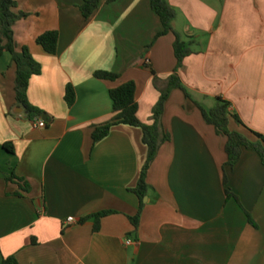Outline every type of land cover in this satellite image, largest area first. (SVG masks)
<instances>
[{
  "label": "crops",
  "instance_id": "1",
  "mask_svg": "<svg viewBox=\"0 0 264 264\" xmlns=\"http://www.w3.org/2000/svg\"><path fill=\"white\" fill-rule=\"evenodd\" d=\"M167 1L177 11L175 30L195 41L179 70L193 99L174 89L166 103L170 140L149 170L136 229L134 189L148 156L143 130L116 125L96 143L92 134L114 115L111 89L129 81L140 120L153 122L155 75L166 80L177 66L175 34L155 39L163 26L151 0H103L88 19L84 0H17L16 10L29 14L14 25L17 49L27 46L42 65L28 100L47 125L37 127L20 109L12 55H0V264L10 256L18 264H264V164L244 149L229 166L227 137L195 103L210 109L224 98L245 124L232 119V130L251 140L250 129L264 135V0ZM49 30L60 33L56 54L37 42ZM98 70L119 78H97ZM69 84L73 106L65 100ZM104 210L112 213L99 230L94 219L82 222Z\"/></svg>",
  "mask_w": 264,
  "mask_h": 264
},
{
  "label": "trees",
  "instance_id": "2",
  "mask_svg": "<svg viewBox=\"0 0 264 264\" xmlns=\"http://www.w3.org/2000/svg\"><path fill=\"white\" fill-rule=\"evenodd\" d=\"M109 1L112 2L115 0ZM102 2L103 0H84L80 8L85 18H90L100 8ZM151 6L155 13L160 17L163 26L155 39L169 33H174L176 36L174 50L177 58L176 69L168 79L162 80L155 75L154 81L160 91V98L153 108V122L151 124H146L140 120L138 116L139 104L136 100L137 85L134 81H129L111 89L110 95L113 100L114 115L108 122L95 126L92 134L93 140L96 143L107 137L111 129L116 125L127 124L140 127L143 130V140L148 147V156L142 169L137 187L134 189L140 199L139 211L136 216L131 217V221L136 229L139 228L142 212L146 205L145 199L152 187L148 182L149 170L157 158L161 146L166 141L170 140V135L163 124L166 103L174 89H181L188 98L193 99L188 87L184 84L179 74V70L183 67L185 58L195 52V41L193 39H184L175 30L174 22L177 17V11L167 0H151ZM16 8L17 0H0V55H3L7 51L11 53L12 61L15 64L17 71L15 86L17 102L19 105H23L31 119L37 121L43 112L39 108L30 104L28 100V88L31 78L34 75L41 74L42 65L33 57L27 46H24L20 51L17 49L14 25L19 20L27 18L29 14L24 11H17ZM59 38L60 33L58 30H49L41 34L37 38V42L48 53L56 54L58 52ZM95 76L107 80H116L119 78V74L106 70L96 71ZM65 100L69 106H73L77 100V93L72 84H69L66 88ZM195 103L201 109L203 117L207 123L213 125L218 134L227 137L225 150L228 155L227 164L229 166H235L240 161L244 149L257 152L264 164V135L250 129L256 137V140H251L245 134L232 130L230 128L232 119L238 124H245L240 116L231 110L230 101L218 97L215 106L210 109H206L199 102L195 101ZM5 148L14 152V147L10 143L5 144ZM10 179L16 180L19 183L21 190L25 192L30 191V184L23 178L13 175ZM224 183L226 185L225 191L227 198L235 196L231 191V188L228 187V176L226 173L224 176ZM17 194L20 195L21 193L17 192ZM110 213H112L110 210L100 211L86 216L82 219V222L94 219L95 230H99L101 220ZM247 214L249 220H252L251 215L249 213ZM1 264H18V261L15 256H10L4 258Z\"/></svg>",
  "mask_w": 264,
  "mask_h": 264
},
{
  "label": "built area",
  "instance_id": "3",
  "mask_svg": "<svg viewBox=\"0 0 264 264\" xmlns=\"http://www.w3.org/2000/svg\"><path fill=\"white\" fill-rule=\"evenodd\" d=\"M148 61V60H147ZM36 126L37 127H40V128H43L47 125V122L44 120V119H39L35 122ZM76 221L75 217L74 216H71L68 218V222L69 223H74ZM128 243H131V240H128Z\"/></svg>",
  "mask_w": 264,
  "mask_h": 264
},
{
  "label": "water",
  "instance_id": "4",
  "mask_svg": "<svg viewBox=\"0 0 264 264\" xmlns=\"http://www.w3.org/2000/svg\"><path fill=\"white\" fill-rule=\"evenodd\" d=\"M20 109H23V105L20 106Z\"/></svg>",
  "mask_w": 264,
  "mask_h": 264
}]
</instances>
